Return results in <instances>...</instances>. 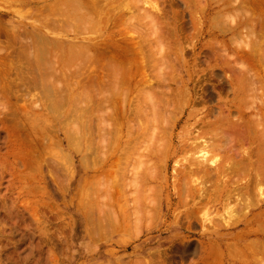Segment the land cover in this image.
Instances as JSON below:
<instances>
[{
	"label": "bare ground",
	"instance_id": "6f19581e",
	"mask_svg": "<svg viewBox=\"0 0 264 264\" xmlns=\"http://www.w3.org/2000/svg\"><path fill=\"white\" fill-rule=\"evenodd\" d=\"M15 1L36 4L40 20L30 31L34 55L22 44L13 54L0 50V98L8 102L22 84L17 113L0 102V133L16 169H27L36 135L54 131L63 138L56 145L79 156V208L85 219L95 216L94 242L161 224L172 233L158 242L170 252L165 264H264V0H214L221 7L212 16L207 0ZM173 6L177 17L195 18L191 38L230 36L218 46L231 54L225 49L211 67L229 103L220 104L210 80L190 75L174 40L186 28L169 23ZM14 71L26 82L11 79ZM33 88L45 103L34 110L48 115L36 123L26 105ZM11 181L21 186L15 173ZM89 185L92 206L84 204ZM19 206L29 212L26 200ZM23 237L30 249L32 237Z\"/></svg>",
	"mask_w": 264,
	"mask_h": 264
},
{
	"label": "rangeland",
	"instance_id": "374dc122",
	"mask_svg": "<svg viewBox=\"0 0 264 264\" xmlns=\"http://www.w3.org/2000/svg\"><path fill=\"white\" fill-rule=\"evenodd\" d=\"M36 6L34 3L0 0V25L3 29L7 27L10 34L16 39H9L8 30L7 33L1 32L0 50L4 49L2 52L13 54L14 50L22 45L27 47L29 54L32 51L34 55V52L38 50V42L32 40L30 32L32 27H37L40 24L39 17L32 13ZM164 6L168 9L167 2ZM204 6L210 12L209 15L212 16L214 10L221 7V4L216 6L214 0H207ZM173 10L180 14L182 11L173 6L171 11L168 10V16L171 29L173 27L186 28L178 34L180 39L174 40H177V45L185 52L180 56L188 62L190 75L193 74L195 79L201 77L203 80H210L216 95L220 99V104L229 103L232 97H227L224 84H220L213 78L211 72L214 70H211V67L213 68L216 64V55H224L225 49L228 48V54H231V47L218 46L219 43L222 45L225 43L229 46L230 36L218 39L214 36H207L205 39H193L191 38L192 24L197 25L195 18L190 15V12L177 17V12L174 13ZM208 25L209 22H207ZM14 31L18 33L16 35L19 38L14 34ZM71 38L58 40L71 41ZM242 38H245V33ZM236 46L232 47L235 48ZM195 59L203 60L205 66L197 68L196 64H193ZM174 68L180 74L179 66L175 65ZM219 71L224 73L225 79H232L231 73L227 69ZM42 72L45 74V70L42 69ZM10 78H18L17 81L26 82L25 78L18 76L15 71ZM36 78L40 80L39 75ZM21 85L16 88L14 95L9 97L8 102L0 98V102H3L5 106L9 105L12 113H17V107L24 103L21 97L22 92L19 90ZM38 93L39 90L33 88L26 102V105L33 110L37 104L45 105L44 102L41 103L36 98ZM213 104H216V101ZM34 112L39 114L38 116H31L35 123V120L41 121L48 117L45 114V109L40 112L34 110ZM12 113H7V117L11 120L14 118ZM193 134H196V131ZM35 140L38 144L31 150L29 149L30 160L27 169L24 170L21 167L16 169L11 158L14 152L9 153L10 149L4 145L5 136L0 133V174L2 171L0 177V228H3L5 235V238H1L0 243V264H165L162 257L163 255L167 256L170 252H168L166 244L159 246L158 242L166 240L172 233L165 232V228L161 224L152 232H145L141 228L139 233L128 231L124 234H113L107 237L109 238L107 240H111L107 243L94 242L91 239V233L94 232L92 224L95 216L92 217L86 213L88 217L85 219V213L79 208L80 198L77 192V181L82 175L79 156L72 153L66 143H63L61 148L56 145L63 138L62 135L57 138L54 131L49 132V137L45 136V133L42 136L37 134ZM63 155L67 156L68 161L63 160ZM13 173L18 176V180L21 182L20 187L15 182L12 183L11 175ZM24 173L29 175L26 182L20 180V177H25ZM90 174L92 173L90 172L88 176ZM92 189V186L89 185L86 191L87 200L84 204L89 206H92L94 200ZM19 190L21 191L20 195ZM18 198L20 203H17ZM25 200L29 212L22 215L17 212L16 206L20 208L19 205H22ZM209 227L210 224L207 222L203 229L207 230ZM39 229L43 230L44 236L40 234ZM11 230L15 233V238L12 239L10 238L12 237ZM25 234L33 239L30 249L26 244L23 245ZM114 240L121 243L124 240L127 243H123L126 245L122 246L113 243ZM194 260L196 259L194 258ZM187 261L184 264L194 262L192 259Z\"/></svg>",
	"mask_w": 264,
	"mask_h": 264
}]
</instances>
